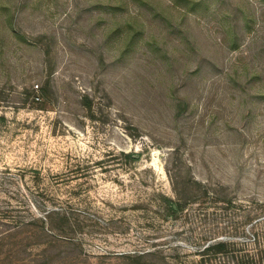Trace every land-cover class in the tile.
<instances>
[{"label":"rangeland","instance_id":"obj_1","mask_svg":"<svg viewBox=\"0 0 264 264\" xmlns=\"http://www.w3.org/2000/svg\"><path fill=\"white\" fill-rule=\"evenodd\" d=\"M216 241L264 254V0H0V264Z\"/></svg>","mask_w":264,"mask_h":264},{"label":"trees","instance_id":"obj_2","mask_svg":"<svg viewBox=\"0 0 264 264\" xmlns=\"http://www.w3.org/2000/svg\"><path fill=\"white\" fill-rule=\"evenodd\" d=\"M39 88V85L38 87ZM172 210H174V206L172 207ZM53 214L49 213L48 218H50ZM228 243L224 242V241H216L213 243H209L203 250H202V256H203V264H209V262H206V256L211 257L212 255H217V254H221V253H225L227 252V248H228ZM255 258L257 260L256 264H264V254L262 252V250H260V253H257L255 255ZM211 261V259H210Z\"/></svg>","mask_w":264,"mask_h":264}]
</instances>
